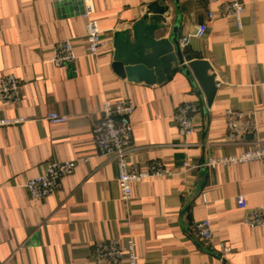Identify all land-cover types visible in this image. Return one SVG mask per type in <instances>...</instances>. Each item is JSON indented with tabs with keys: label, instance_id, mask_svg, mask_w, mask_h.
I'll list each match as a JSON object with an SVG mask.
<instances>
[{
	"label": "crops",
	"instance_id": "obj_1",
	"mask_svg": "<svg viewBox=\"0 0 264 264\" xmlns=\"http://www.w3.org/2000/svg\"><path fill=\"white\" fill-rule=\"evenodd\" d=\"M226 1L93 0L103 37L94 57L86 51L81 0H0V85L13 73L22 92L19 103L3 106L0 98V117L30 119L0 127V263L95 264L96 242L133 237L141 264L218 263L222 242L229 247L223 264H264V226L247 225L236 201L244 194L248 207L264 204V159L183 169L187 158L202 165L256 147L252 135L248 143L225 142L228 109L255 111L264 145V0L254 7L239 0L247 4L240 28L222 15ZM164 7L166 38L177 23L179 39L208 27L182 48L212 65L217 91L211 105L180 70L149 84L122 78L111 67L115 34L140 20L154 22ZM66 39L77 58L56 66L55 46ZM120 97L136 105L129 163L146 171L161 162L171 171L135 183L130 201L122 199L116 162L98 151L93 135L102 101ZM185 102L198 107L195 132L180 136L174 113ZM49 112L69 119L51 123ZM82 157L88 161L61 177L49 197L33 198L26 189L49 163ZM206 218L214 237L203 242L193 227Z\"/></svg>",
	"mask_w": 264,
	"mask_h": 264
},
{
	"label": "built area",
	"instance_id": "obj_2",
	"mask_svg": "<svg viewBox=\"0 0 264 264\" xmlns=\"http://www.w3.org/2000/svg\"><path fill=\"white\" fill-rule=\"evenodd\" d=\"M83 4L82 15L86 19L85 39L87 43L86 51L90 56H97L100 46L103 44L102 31L98 20L95 18L93 0H81ZM219 0H209L214 3ZM260 0H249L253 7ZM246 3L239 0H227L221 4V13L225 17L232 16L241 27V16L246 9ZM209 19H214L213 12L208 13ZM207 25L198 26L194 34L185 35L180 39V44L186 47L192 35L201 37L207 31ZM77 56L71 39L61 40L55 46L52 62L56 66L69 65L75 62ZM0 98L2 105L19 103L22 99L21 83L19 78L8 73L1 79ZM136 109V105L129 97H120L116 101L105 98L100 107L99 119L93 125V135L100 153L116 162L118 167V184L122 199L130 201L133 197V185L146 178L165 176L171 171L163 166L161 162L153 163L146 171H141L129 163L128 157L133 150V123L131 116ZM198 110L194 102L180 104L174 113V119L178 126L180 136H188L195 132L193 120L194 113ZM256 112H242L228 109L226 111V127L228 130L226 143L244 144L247 135L254 138L252 143L256 147L243 151L241 154L225 156L222 158H211L209 161L199 165L190 159L183 162V169H195L199 166H216L217 164H236L264 159V145H259L257 136V126L255 121ZM46 119L51 123H66L69 119L67 114L49 112ZM29 117H0V127L19 124L29 121ZM87 157H82L70 161H54L47 165L46 170L36 177L28 179L26 189L33 198L44 199L52 195L60 185L61 177L74 171L81 162H87ZM237 204L246 210L245 223L251 227L264 226V204L258 207H248L247 198L244 194L237 196ZM194 233L203 242L211 241L214 237V230L209 219L198 220L194 223ZM229 247L225 242L220 244L218 263L223 264V259ZM93 261L95 264H141L137 249V243L133 237L122 243L116 239L102 240L96 242L93 248ZM3 264V263H0Z\"/></svg>",
	"mask_w": 264,
	"mask_h": 264
},
{
	"label": "water",
	"instance_id": "obj_3",
	"mask_svg": "<svg viewBox=\"0 0 264 264\" xmlns=\"http://www.w3.org/2000/svg\"><path fill=\"white\" fill-rule=\"evenodd\" d=\"M154 22L137 21L115 34L113 71L130 81L160 83L169 74L180 70L200 87L207 104L211 105L217 91L216 75L209 61L194 59L180 44L179 23L171 38L164 37L168 23V7L156 11Z\"/></svg>",
	"mask_w": 264,
	"mask_h": 264
}]
</instances>
